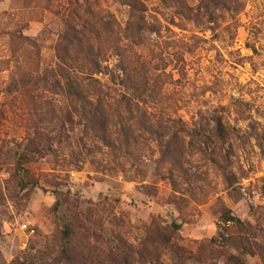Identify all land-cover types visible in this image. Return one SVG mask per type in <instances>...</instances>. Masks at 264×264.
<instances>
[{
    "label": "rangeland",
    "instance_id": "374dc122",
    "mask_svg": "<svg viewBox=\"0 0 264 264\" xmlns=\"http://www.w3.org/2000/svg\"><path fill=\"white\" fill-rule=\"evenodd\" d=\"M206 1L0 0V264H264V0Z\"/></svg>",
    "mask_w": 264,
    "mask_h": 264
},
{
    "label": "trees",
    "instance_id": "16d2710c",
    "mask_svg": "<svg viewBox=\"0 0 264 264\" xmlns=\"http://www.w3.org/2000/svg\"><path fill=\"white\" fill-rule=\"evenodd\" d=\"M210 3V4H209ZM223 1L222 0H207L206 1V6L205 9L206 11L209 10V5H217V6H223ZM129 8H130V14H129V24L127 26V28L130 30L131 33H134V35H139L141 32L145 31L146 29H153V27L149 26L145 20V17L143 15V8L142 6L139 4V2L137 1H133L132 3L128 4ZM153 31V30H152ZM88 78L90 80L88 83V86H90L93 89V92H96V95L98 94H104V91L102 90V88L98 85L97 81L91 80V78L89 76H91L92 74H95L97 72H99V65L94 63L92 65V67L89 68L88 70ZM134 83H131V85H133ZM147 85V83H139L137 89L132 88L131 91L134 92H139L140 94L144 93L145 90V86ZM140 88H144V89H140ZM74 93V92H73ZM76 94V93H74ZM139 94V95H140ZM138 96H134V95H126V93L123 95V102L126 105V109L128 112L132 111L133 108L135 110L140 109L139 105H138V101L139 99L136 98ZM137 100V101H136ZM133 107V108H132ZM216 131L217 134L219 135V137L224 138L225 135V131L224 128L222 126V123L220 121L219 118H217L216 120ZM230 220H226V221H234V222H238L237 219L234 218H228Z\"/></svg>",
    "mask_w": 264,
    "mask_h": 264
}]
</instances>
